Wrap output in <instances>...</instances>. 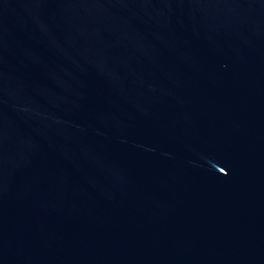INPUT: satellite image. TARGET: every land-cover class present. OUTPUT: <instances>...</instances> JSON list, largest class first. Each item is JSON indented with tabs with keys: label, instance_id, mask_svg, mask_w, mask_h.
<instances>
[{
	"label": "water",
	"instance_id": "water-1",
	"mask_svg": "<svg viewBox=\"0 0 264 264\" xmlns=\"http://www.w3.org/2000/svg\"><path fill=\"white\" fill-rule=\"evenodd\" d=\"M0 264H264V0H0Z\"/></svg>",
	"mask_w": 264,
	"mask_h": 264
}]
</instances>
